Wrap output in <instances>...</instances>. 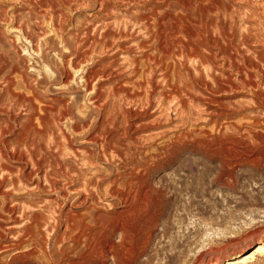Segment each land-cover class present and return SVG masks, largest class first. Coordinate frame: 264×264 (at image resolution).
Wrapping results in <instances>:
<instances>
[{"label": "rangeland", "instance_id": "obj_1", "mask_svg": "<svg viewBox=\"0 0 264 264\" xmlns=\"http://www.w3.org/2000/svg\"><path fill=\"white\" fill-rule=\"evenodd\" d=\"M158 1L0 0L3 101L9 98L5 91L11 76L16 89L25 86L24 79L35 87L40 101H32L38 111L49 105L71 107L65 120L51 119L36 137L33 132L40 125L30 118L36 117V108L18 106L16 100L4 107L5 111L13 107L16 120L11 125L17 134L29 133L36 152L32 160L21 136L7 135L11 144L4 148L9 152L5 157L0 154L1 262L8 263L20 251L13 248L16 243H30L22 241L28 240L27 228H32L39 245L32 263L49 264L45 254L61 244L69 246L68 238L75 233L67 230L68 218L81 217L84 224L96 226L95 231L100 229L102 224L94 223L93 217L102 215L104 223L123 209L110 207L106 191L111 182L119 174L125 178L135 169L150 167L153 184H165L166 193L172 196L177 191L178 198L166 201L169 207L157 218L148 212L131 217L128 236L140 246L131 254L137 258L132 264H227L236 255L253 253L264 240V163L238 167L232 185L231 180H217L219 159L197 145L204 143L206 131H219L223 125L237 124L241 133L250 130L264 137V126L253 125L264 116L258 108L264 103V0H194L195 9L179 10L181 14L175 0L159 4L161 15L171 10L173 17L184 14V29L191 33L184 30V35L174 36L170 47L175 51L169 54L155 48L156 20L151 14ZM199 20L208 21L204 31ZM179 48L202 62L176 55ZM156 58L162 66L154 65ZM88 70L101 73L90 81L94 89L84 86L82 77ZM24 88L19 91L31 96ZM175 88L181 90L176 97ZM221 112L226 115L215 116ZM0 125L6 123L1 120ZM27 126L32 129L26 134ZM182 133H189L194 145L186 140L179 154L169 158V148L176 147L174 141ZM157 153L171 164L159 167ZM186 203L193 205L185 209ZM57 220L61 228H56ZM65 231L69 233L64 236ZM105 234L108 241L121 242L120 233L109 229ZM84 247V243L77 247L80 253ZM245 264H264V256Z\"/></svg>", "mask_w": 264, "mask_h": 264}, {"label": "bare ground", "instance_id": "obj_2", "mask_svg": "<svg viewBox=\"0 0 264 264\" xmlns=\"http://www.w3.org/2000/svg\"><path fill=\"white\" fill-rule=\"evenodd\" d=\"M156 1V0H155ZM168 0H159L158 3H155L153 5V14L152 18L153 21L156 20V27L154 29H156V32L154 33L153 36H155V38L157 39V44L155 45V48L157 50V52H160V54H169V51L173 49H171V43H173L171 40L172 38H174V36H177L181 33V35H184V32L186 31V26L183 25V22L185 21L186 16L180 15L178 17H173L171 15L170 11L165 12L164 15H161L158 13V9L160 8L161 5L159 4H166ZM201 1V0H200ZM204 1V0H203ZM208 1V0H207ZM213 1V0H212ZM211 1V2H212ZM174 2V1H173ZM194 0H175V4H177V9L178 11L181 10L182 12H189V10L195 9V5L193 3ZM221 2V1H220ZM201 3H204L201 1ZM213 3H216V1H214ZM146 4V3H145ZM198 4V3H197ZM206 4V3H205ZM217 4V3H216ZM169 5V3H168ZM200 5V4H199ZM202 5V4H201ZM145 6V5H144ZM151 6V4H150ZM176 6V5H175ZM198 6V5H197ZM171 5L169 6V8L171 9ZM199 7V6H198ZM175 8V7H174ZM152 9V8H151ZM150 9V10H151ZM166 9V8H165ZM176 9V8H175ZM200 9V8H199ZM205 9V8H204ZM210 9V8H209ZM169 10V9H167ZM202 10V9H201ZM164 11V10H163ZM176 11V10H175ZM199 11V10H198ZM204 11V10H203ZM207 11V10H206ZM219 11V10H218ZM201 12V11H200ZM173 13V12H172ZM194 13V12H193ZM205 13V12H204ZM203 13V14H204ZM210 13V12H209ZM207 13V14H209ZM176 14V13H175ZM178 14H181L180 11ZM206 14V15H207ZM201 15V14H199ZM147 16V15H146ZM175 16V15H174ZM195 16V15H194ZM192 17V16H191ZM197 17V16H196ZM200 17V16H199ZM204 16H202L201 18L203 19ZM150 18V17H149ZM194 18V17H192ZM189 18V19H192ZM198 18V17H197ZM145 19V17H144ZM187 19V18H186ZM195 19V18H194ZM205 19V18H204ZM218 19V18H216ZM184 20V21H183ZM212 20V19H211ZM163 21H166V25L164 24V26L162 25ZM195 21V20H194ZM198 21V20H197ZM193 22V21H192ZM204 20H199L200 25L196 24L197 26H200V29L204 31V27L207 24L204 23ZM223 22V21H220ZM185 23V22H184ZM191 23V22H190ZM195 23V22H194ZM197 23V22H196ZM216 23V22H215ZM218 24V22H217ZM190 25V24H189ZM213 25V24H212ZM219 25V24H218ZM221 25V23H220ZM155 26V25H154ZM185 26V29H184ZM214 26V25H213ZM151 27V26H150ZM153 27V26H152ZM206 27V26H205ZM224 27V26H223ZM188 28V27H187ZM190 28V27H189ZM208 28V27H207ZM152 29V28H150ZM209 29V28H208ZM207 29V30H208ZM218 29V28H217ZM216 29V30H217ZM223 29V28H222ZM221 29V30H222ZM185 30V31H184ZM206 30V29H205ZM206 30V31H207ZM219 31H221L220 29H218ZM188 31V30H187ZM186 31V32H187ZM205 31V32H206ZM224 31V30H223ZM153 32V31H152ZM151 32V34H152ZM189 32V31H188ZM193 32V30H192ZM204 32V33H205ZM209 32V31H207ZM206 34H211V33H207ZM190 33V32H189ZM194 33V32H193ZM223 33V32H222ZM191 34V33H190ZM180 35V36H181ZM187 35V34H186ZM193 35V34H192ZM195 35V34H194ZM193 35V36H194ZM197 35V33H196ZM195 35V36H196ZM205 35V34H204ZM179 37V36H177ZM198 37V36H197ZM200 37V36H199ZM186 38V36H185ZM213 38V37H212ZM194 39H196L194 37ZM200 39V38H198ZM215 39V38H214ZM93 40V39H92ZM191 40V38H190ZM202 40V38L200 39ZM204 40V39H203ZM171 41V42H170ZM176 41V39H175ZM174 41V42H175ZM189 40L186 39V42H188ZM207 41V40H206ZM63 42V41H62ZM66 42V41H65ZM192 42V40H191ZM190 41L188 43H191ZM205 41H203L204 44ZM216 42V40H215ZM202 43V42H201ZM207 44V42H205ZM175 44H179L175 43ZM192 44V43H191ZM173 45V44H172ZM182 45V43L180 44ZM67 45L65 44V47ZM185 48V45H183ZM191 46V45H190ZM176 47V46H175ZM174 47V48H175ZM183 48V49H184ZM180 49V48H179ZM182 49V50H183ZM186 49V48H185ZM194 49V48H193ZM174 50V49H173ZM180 49V52L176 55H181L182 57L189 60H197V59H191L193 57H191V51L189 54H186L185 51H182ZM154 51V50H153ZM175 51V50H174ZM63 52V51H62ZM197 52V50H196ZM176 52H174L175 54ZM188 53V52H187ZM194 53V52H193ZM173 54V53H171ZM197 54V53H196ZM153 55V54H152ZM151 55V56H152ZM199 55V54H198ZM150 56V57H151ZM193 56V55H192ZM196 55H194L195 57ZM1 57V56H0ZM145 57V56H144ZM148 57V56H147ZM163 57V56H162ZM171 57V56H170ZM3 58V57H2ZM159 58V57H158ZM158 58L155 59L156 63L154 65L157 66H162L163 61L162 60H158ZM177 58V57H176ZM183 58V59H184ZM199 58V57H197ZM145 59V58H144ZM149 59V58H148ZM202 59V58H201ZM2 60H6V59H2ZM150 60H152L150 58ZM3 61V62H4ZM7 61V60H6ZM198 61V60H197ZM196 61V62H197ZM200 62H202L199 59ZM198 61V62H199ZM2 62V61H1ZM165 62V61H164ZM197 62V63H198ZM147 63V62H146ZM154 63V62H153ZM186 63V62H185ZM182 62V64H185ZM195 63V62H194ZM148 65V63H147ZM153 65V64H152ZM8 66V65H7ZM151 66V64H150ZM3 67V66H2ZM0 66V73H2L4 70ZM6 67V66H5ZM13 67V66H12ZM15 67V66H14ZM148 67V66H147ZM17 68V67H16ZM152 69H150L149 67V71L152 70L153 71V67H151ZM155 68L157 69V67L155 66ZM154 68V69H155ZM168 68V67H167ZM10 69V68H9ZM14 69V68H13ZM148 69V68H147ZM162 69V68H160ZM81 69L79 68L78 71H80ZM163 70V69H162ZM14 71V70H11ZM58 71V70H57ZM77 71V72H78ZM18 72V71H17ZM65 72V71H64ZM67 72V71H66ZM155 72V70H154ZM191 72V71H190ZM189 72V73H190ZM14 73V72H12ZM68 73V72H67ZM83 73V72H82ZM152 73V72H150ZM17 74V73H16ZM99 74V72H93V70H88L86 72V74L82 77L85 79V83L84 86H86L88 88V86L90 87L89 89H94V87H91V83L90 81L92 80V78L97 77ZM193 75V73H190ZM264 74V73H262ZM261 74V75H262ZM5 75V72H4ZM104 75V74H103ZM144 75V74H143ZM185 75V74H184ZM187 75V74H186ZM260 75V76H261ZM6 76V75H5ZM4 76V77H5ZM189 76V75H188ZM13 77V75H12ZM190 77V76H189ZM188 77V78H189ZM7 78V77H5ZM11 76H8L9 82H8V86L6 88V93H7V97H9L8 99H6L5 101H3L4 99H2V95L0 94V105L2 102V106H0V121L3 120L6 125L2 126L0 125V154L5 157L6 153L9 152V150H5V146L8 144H11L10 139H7V135H14L17 137L21 136V145H25L29 148L28 152L30 153L31 159H34V155L36 150L33 149L35 148V140L34 139H30L29 137V133L31 132L30 127L27 126L26 128V134L25 132L22 134H17L15 132V127H13L11 125V122H14L15 116L12 112H14L13 107L11 110L9 111H5L4 107H6V105H8V103L13 102V100H16L17 105H23V104H29V106H31L30 108H33L36 110L35 112V118L33 119V116H31L30 118L32 120H36L34 123L39 122L38 124L40 125L39 127H35V132H33L32 134L36 137V135H40L43 134L45 132L46 128V124H49L51 119H56V120H63V118L68 117L69 116V111L70 108H66L63 110H60V108L54 105H49V106H45L42 107L39 111L37 110L36 105L33 103L32 99H36L40 101V97L38 96V94L36 93V89L35 87L31 86L30 84H28L26 82V79H22L25 77H22L21 79L25 82V88L23 86L20 85V87H18L19 89H29L31 92V96H26L25 93L19 91V89H16L18 85H15V82L12 78V81H10ZM168 78V77H166ZM262 78V76H261ZM165 79V78H164ZM192 79V78H191ZM7 80V79H6ZM167 80V79H166ZM264 80V79H262ZM150 81V80H148ZM147 81V82H148ZM259 81V80H258ZM5 82V81H4ZM197 82V81H196ZM200 82V80H199ZM198 82V83H199ZM6 83V82H5ZM40 85L41 82H39ZM148 83H151L148 82ZM171 83V82H170ZM192 83V82H191ZM205 83V82H204ZM260 83H262V81H260ZM120 84V83H119ZM136 84V83H135ZM141 84V83H140ZM176 84V83H175ZM197 84V83H195ZM200 84V83H199ZM202 84V83H201ZM200 84V85H201ZM263 84V83H262ZM260 85V84H259ZM14 86V87H13ZM83 86V87H84ZM170 86V85H169ZM172 86L174 87V85L172 84ZM170 86V87H172ZM177 86V84H176ZM261 86V85H260ZM117 87V86H116ZM119 87V86H118ZM127 87V86H126ZM169 87V88H170ZM186 87V86H185ZM209 87V86H208ZM255 87V86H254ZM120 89L124 88L123 86L119 87ZM118 88V89H119ZM176 88H179L176 87ZM174 90L173 94H177L178 95V90L180 89H176ZM183 88V87H181ZM20 89V90H21ZM125 89V88H124ZM127 89V88H126ZM125 89V90H126ZM152 89V88H151ZM190 89V88H189ZM192 89V87H191ZM190 89V90H191ZM1 90V89H0ZM117 90V89H116ZM146 90V89H145ZM150 90V89H149ZM169 90V89H168ZM187 90V89H186ZM115 91V90H114ZM170 91V90H169ZM181 91V90H179ZM184 91V90H183ZM28 92V90H27ZM26 92V93H27ZM166 92V91H165ZM2 93V92H1ZM166 93H170V92H166ZM188 93V92H187ZM190 93V92H189ZM28 94V93H27ZM172 94V93H171ZM174 94V95H175ZM181 94V93H179ZM175 95V97L177 96ZM180 97V95H179ZM193 97V96H192ZM263 98V97H262ZM42 99V98H41ZM177 99V98H176ZM179 99V98H178ZM7 101V102H6ZM67 102V101H66ZM65 102V103H66ZM12 104V103H10ZM67 104V103H66ZM261 104V105H259ZM258 104V108L264 111V103H259ZM68 105V104H67ZM66 105V106H67ZM19 106V105H18ZM44 106V105H43ZM62 106H65V104H63ZM3 107V108H2ZM10 108V106L8 107ZM33 109V110H34ZM73 109V108H72ZM13 110V111H12ZM32 110V109H31ZM59 111V113L57 114V112ZM262 111V112H263ZM54 112V113H53ZM231 112V111H230ZM259 113L260 114H262ZM32 113V112H31ZM73 113V112H72ZM228 113V112H227ZM1 114H4V116H6L4 119L1 118ZM54 114V115H53ZM57 114V115H56ZM73 115V114H70ZM226 115V113H218L217 115H215L216 117H220V119L222 117H224ZM263 115V114H262ZM76 117V116H75ZM142 117V116H141ZM261 119L260 120H253V125H261L264 126V116H260ZM29 118V119H30ZM64 118V120H65ZM127 119V118H126ZM258 119V118H257ZM28 123H30V121L27 120ZM32 123V122H31ZM51 124V123H50ZM75 124V123H74ZM232 123H230L231 125ZM221 124H217V126L219 127ZM74 126V125H73ZM224 126V127H223ZM219 131L216 132H212L209 131L205 133L204 138L205 141L204 143H202L201 141H198L197 145L199 147H202L203 149H205L204 151L207 152V155L212 158V157H216L217 159H219L220 162V168L218 170V174H217V180H222V179H227V180H231L232 185L236 183L235 181V177H234V171L244 165V164H250V165H254L257 167H260L263 165L264 163V137L261 138L262 135H258V134H253L252 131L247 130V133H241L240 131V127L237 124H232L231 126H226L223 125ZM226 126V127H225ZM231 128H234L231 129ZM228 129L232 130L229 133L226 134V131H228ZM253 129V128H250ZM34 130V129H33ZM49 131V130H48ZM191 132V131H190ZM189 132V133H190ZM189 133H182L181 136L177 137V140L174 141V144L176 145V147H172L169 148V152L168 157L170 158V156H175L177 154H179V151L181 149L179 146L184 143L186 140L191 142L192 145H194V142L191 141V135ZM36 134V135H35ZM31 135V134H30ZM196 138H198V136H196ZM29 139L32 141L31 143L28 142ZM174 139V138H173ZM172 139V140H173ZM195 139V138H194ZM199 139V138H198ZM197 139V140H198ZM68 140H70L68 138ZM196 139L194 141H197ZM69 142V141H68ZM18 143V142H17ZM30 143V144H29ZM101 144V143H100ZM104 144V143H102ZM262 144V145H261ZM39 145V144H38ZM105 147L107 148V145H105ZM196 147V146H194ZM8 148V147H7ZM163 149V148H162ZM105 150V148H104ZM106 151V150H105ZM104 151V152H105ZM158 150L156 149L155 152H157ZM154 153V152H153ZM163 154V153H162ZM157 155H160L157 153ZM156 156V155H154ZM166 156V155H165ZM146 157V156H144ZM150 157V156H149ZM148 158V157H147ZM151 158V157H150ZM160 158V162L158 164L159 167H163V166H167L170 163V161L166 160V161H162L161 159V155L159 156ZM176 158V157H175ZM131 159V158H130ZM155 159V158H154ZM133 160V159H132ZM157 160V159H156ZM39 161V160H38ZM141 163V161L143 160H139ZM154 161V160H153ZM174 161V160H173ZM126 162V161H125ZM128 162V161H127ZM126 162V163H127ZM136 162V161H135ZM133 162V163H135ZM36 164V163H35ZM142 165V163H141ZM123 166L124 163H123ZM152 166V165H151ZM157 166V167H158ZM135 167V166H134ZM141 167V166H140ZM136 168V167H135ZM134 168V169H135ZM147 168V167H146ZM151 168V167H150ZM147 168V171H142V172H138V170L136 171V169L134 171H132L131 173H129L128 175H126V177L124 178V176L120 175L117 176V178L114 180V182H111L112 184L111 187L109 186V183L107 184V187L109 186V189L106 191V193L108 195L111 196L112 199V204L110 205V207H113V209H115V207H117L118 205H122L123 209H120L119 211H117V217L114 219H110L107 220L103 223V216H97V217H93L94 219V223L96 224H102L96 231L94 230V226L93 228L89 225L84 224L83 221H81V217H70L67 219L66 224H67V230L69 229V231H71L73 233L72 237L70 236L68 239H70L69 241V246L68 245H64L61 244L59 245L56 249L53 248V250H50V252L45 254V257L47 258V260L49 261V264H96L97 262H101L102 264H109L110 262V258L112 257L113 259V264H132L133 262H135V260L137 258H134L135 256H132L131 254L133 252L136 251V248L139 249V244H137V242H135V240H130L129 239V231L131 230L129 220L131 221V217H133L135 214L140 213V212H148V216L153 217L155 216V218H157L156 216H160L162 215L164 212H166L167 208L169 207V202L166 203V201L171 200L173 198H178V193L177 191H175L173 193L172 196H169L165 189L164 186H166L165 184H160V186H156L155 184H153V182L151 181L152 178L150 179V173L152 171V168ZM130 169V168H128ZM133 169V167H132ZM139 169V168H137ZM143 169V168H142ZM124 172V171H123ZM61 173V172H60ZM116 174V173H115ZM115 177V176H114ZM123 177V179H122ZM108 181V180H107ZM105 182V181H104ZM103 182V183H104ZM118 182H120L121 184H119ZM161 183V182H160ZM172 184V183H171ZM106 188V187H105ZM94 189V188H93ZM103 189V188H102ZM168 189V188H167ZM105 191V190H104ZM104 194V195H107ZM98 195V194H97ZM107 195V196H108ZM109 196V197H110ZM113 196V197H112ZM106 197V196H105ZM110 201V200H109ZM174 201V200H173ZM193 204H188L186 203V205L184 206L185 209H190L191 206ZM173 206V205H172ZM121 208V207H120ZM171 208V207H170ZM108 211V210H107ZM189 212V211H188ZM101 213V212H100ZM114 213V211H113ZM158 214V215H155ZM108 217V216H106ZM146 217V216H145ZM144 217V218H145ZM130 218V219H129ZM135 218V217H134ZM143 218V219H144ZM77 219V220H75ZM147 219V218H146ZM91 221V220H90ZM133 221V220H132ZM147 221V220H146ZM144 221V222H146ZM155 221V220H154ZM60 220L56 221V228L60 227ZM91 223V222H90ZM149 223V222H148ZM88 224V223H87ZM92 225V224H91ZM30 227V226H29ZM27 228V227H26ZM61 228V227H60ZM27 241H24L23 239V243L27 242L29 243L28 245L23 246L22 243L15 244V248L16 250H20L17 254L11 255L10 256V261L8 263H3L0 261V264H33V258L38 254L39 252V245L37 244V242L34 241V235L32 232V228H27ZM111 229L114 233H120L119 238H121V242L120 243H115L114 240L113 241H108L110 240L109 238L107 239V236L105 233L108 232V230ZM137 231V230H136ZM134 232V231H133ZM69 232L65 231V234L67 235ZM71 233V234H72ZM135 233V232H134ZM109 236V235H108ZM86 237V239L84 240L83 238ZM112 237V236H111ZM134 237V236H133ZM33 238V239H32ZM104 238V239H103ZM149 238V236H148ZM54 239V238H53ZM102 240V241H100ZM53 241V240H52ZM21 242V241H20ZM54 242V241H53ZM60 243V242H59ZM83 243L85 244V250L83 253L79 252V247L81 244L83 245ZM141 245V244H140ZM148 245V244H147ZM56 247V246H55ZM22 249V250H21ZM141 250L144 251V249L142 248ZM255 251L253 253H247L246 255H239L236 257H232V259L227 261V264H245V263H250L251 261H255L257 259V257H261L264 256V240L261 241V244L258 245L257 247H255L254 249ZM140 252V251H138ZM102 255V256H101ZM139 256V255H138ZM234 256V255H233ZM99 257H103V259H99ZM137 257V256H136ZM137 261V260H136ZM214 264H220L219 261H216Z\"/></svg>", "mask_w": 264, "mask_h": 264}]
</instances>
